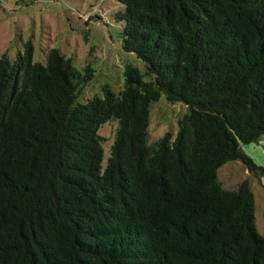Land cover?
<instances>
[{
  "label": "trees",
  "instance_id": "trees-1",
  "mask_svg": "<svg viewBox=\"0 0 264 264\" xmlns=\"http://www.w3.org/2000/svg\"><path fill=\"white\" fill-rule=\"evenodd\" d=\"M131 64L123 89L75 103L82 75L55 48L0 57V264H264L247 179L264 167V0H117ZM187 113L149 144V106ZM117 127L102 167L100 127Z\"/></svg>",
  "mask_w": 264,
  "mask_h": 264
},
{
  "label": "rangeland",
  "instance_id": "rangeland-1",
  "mask_svg": "<svg viewBox=\"0 0 264 264\" xmlns=\"http://www.w3.org/2000/svg\"><path fill=\"white\" fill-rule=\"evenodd\" d=\"M123 11L124 6L117 0H0V57L5 54L11 61L16 60L29 41L33 60L45 65L49 50L57 49L82 75L76 104L102 97L106 86L119 93L123 89V72L127 64L136 67L145 81H152L144 61L122 48L125 23L116 15ZM186 113L185 104L171 103L164 95L152 101L149 106V144L166 132L174 137L179 121ZM116 127L117 120L112 118L98 131L104 150L102 167L106 166L110 155ZM263 143L264 139H261L259 143L241 145V148L264 167ZM218 178L225 189H235L239 182L247 179L257 202V212L264 206V176L258 178L249 173L241 161L222 165L218 169ZM263 222L260 221L261 229Z\"/></svg>",
  "mask_w": 264,
  "mask_h": 264
},
{
  "label": "crops",
  "instance_id": "crops-1",
  "mask_svg": "<svg viewBox=\"0 0 264 264\" xmlns=\"http://www.w3.org/2000/svg\"><path fill=\"white\" fill-rule=\"evenodd\" d=\"M264 144V143H263ZM264 146V145H263ZM256 147V146H255ZM255 147H253L254 148V150H256L255 149ZM247 154H249V153H247ZM250 155V154H249ZM250 156H252V155H250ZM253 157V156H252ZM255 211H256V225H257V223H258V226H257V229L259 228L260 229V234H262L263 236H264V228H260V221H264V206H261L260 207V209H259V212H257V202H256V200H255ZM263 224H264V222H263ZM264 227V226H263Z\"/></svg>",
  "mask_w": 264,
  "mask_h": 264
}]
</instances>
